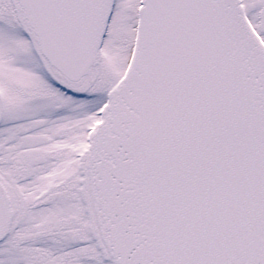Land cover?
Instances as JSON below:
<instances>
[{"label":"snow or ice","instance_id":"snow-or-ice-1","mask_svg":"<svg viewBox=\"0 0 264 264\" xmlns=\"http://www.w3.org/2000/svg\"><path fill=\"white\" fill-rule=\"evenodd\" d=\"M0 264H264V0H0Z\"/></svg>","mask_w":264,"mask_h":264}]
</instances>
